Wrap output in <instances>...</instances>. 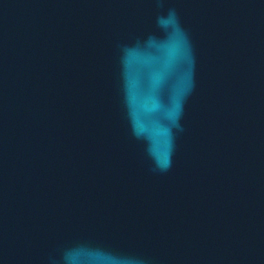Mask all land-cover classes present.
Masks as SVG:
<instances>
[{
	"label": "water",
	"instance_id": "obj_1",
	"mask_svg": "<svg viewBox=\"0 0 264 264\" xmlns=\"http://www.w3.org/2000/svg\"><path fill=\"white\" fill-rule=\"evenodd\" d=\"M0 264H264V0H0Z\"/></svg>",
	"mask_w": 264,
	"mask_h": 264
}]
</instances>
